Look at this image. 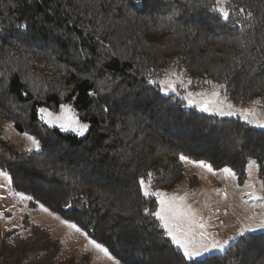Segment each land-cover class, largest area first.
<instances>
[{
    "label": "trees",
    "instance_id": "trees-1",
    "mask_svg": "<svg viewBox=\"0 0 264 264\" xmlns=\"http://www.w3.org/2000/svg\"><path fill=\"white\" fill-rule=\"evenodd\" d=\"M220 1L227 22L204 7L217 0H0V123L10 119L40 143L19 151L0 126V169L12 188L31 196L30 206L87 224L125 264H180L159 222L144 214L156 198L138 191L141 177L152 189L178 186L186 179L180 155L230 167L238 182L253 159L264 192L263 128L201 112L148 83L172 64L220 84L234 103L264 106V0ZM62 104L87 123L84 135L40 119L39 108ZM226 249L204 259L264 264V231ZM59 250L47 228L25 218L3 234L0 264H86Z\"/></svg>",
    "mask_w": 264,
    "mask_h": 264
},
{
    "label": "rangeland",
    "instance_id": "rangeland-1",
    "mask_svg": "<svg viewBox=\"0 0 264 264\" xmlns=\"http://www.w3.org/2000/svg\"><path fill=\"white\" fill-rule=\"evenodd\" d=\"M217 7L227 11L222 1L217 4ZM153 81L157 82L158 88L172 83L176 91H169L167 94H172L183 100L186 106H188V100L185 97L194 101V104H201L204 101L214 102L216 106H222L225 112L230 110L227 106L231 104L233 106L231 111L239 113L241 110H249L255 114L252 117V126L257 127L255 126L257 123L264 124V106L259 105L256 100H251L246 104L234 103L221 90L220 84L194 80L172 64H169L161 74H157ZM189 93H192V95L189 96ZM213 93H217V95L213 96ZM64 107L70 108L75 118L79 120L76 112L69 104H62L56 111L42 108L47 109L55 116L59 115ZM192 107L196 108L195 106ZM39 109L38 115L41 119L42 114ZM44 115L46 118L47 114ZM41 120L45 123V120ZM46 124L61 129L57 124ZM0 126L2 135L12 142L19 151L37 150L28 137L31 136L38 142L39 140L27 132L18 131L12 120L3 119ZM61 130L65 131L64 129ZM183 163L186 179L181 181L178 186L170 190L152 189L146 183V189L149 191H162L168 197L182 198L181 202L190 208L198 219L204 221L207 232L210 236H214L216 241L223 243L225 240H229L230 237H236V234L242 229L249 226L255 227V222L264 218V192L262 182L257 175V164L253 159L248 160L246 179L242 182H238L236 176L232 173L220 171V169L227 166L213 168L214 171L209 172L196 164ZM0 173L7 174L0 175V213H2L0 214V240L6 230L19 228L22 220L27 218L29 221L47 228L50 234L60 241V257L79 259L84 256L86 264H113L112 260H109L102 252L88 244L81 233L61 223V220L65 219L61 215L51 210L49 212L43 211L40 203L30 206L29 200L25 198L28 195L12 188L9 174L2 169H0ZM192 175H196L199 182L197 185L189 186L187 179ZM252 197H255V199ZM44 207L46 206L44 205ZM20 231L25 233L22 228H20ZM260 231L264 230L254 232ZM232 241L234 240H230L229 244ZM228 245H225V248ZM218 252L222 251L215 250L211 254ZM121 264L125 263L121 262Z\"/></svg>",
    "mask_w": 264,
    "mask_h": 264
},
{
    "label": "snow or ice",
    "instance_id": "snow-or-ice-1",
    "mask_svg": "<svg viewBox=\"0 0 264 264\" xmlns=\"http://www.w3.org/2000/svg\"><path fill=\"white\" fill-rule=\"evenodd\" d=\"M220 0H217L219 3ZM208 11L212 13H219L223 18V21L227 22L230 17V13L224 11L218 7H209L207 4L204 5ZM241 12L244 9H240ZM25 33L27 32V24H21L18 26ZM149 84L157 83L155 81H148ZM207 83V82H206ZM159 91L165 95L169 91L175 92L176 89L172 83H168L166 86H161ZM192 93H189L191 96ZM217 93H213V96ZM188 106H195L199 111L204 113H209L210 115L218 114L220 117H233L235 116L238 120H242L245 125H252L254 113L249 110H241L239 113L231 111L232 105L229 104L227 107L230 109L225 112L223 107L216 106L214 102L204 101L201 104H194V101L188 99ZM41 119L45 120V123L57 124L58 127L64 129L65 131H72L77 135H84L85 131L88 129L86 123H81L75 118V115L72 113L70 108L64 107L59 115H53L51 112H48L45 108L39 109ZM107 111V109H105ZM47 114L46 118L44 114ZM255 126L264 128V124L257 123ZM32 140L33 145L38 150L40 144L33 137H28ZM241 148L243 147V138L240 140ZM179 159L183 162L189 164H196L199 167L207 169L209 172H213V166L206 163L203 160L193 161L188 156L180 155ZM224 173H233V170L230 167H224L220 169ZM0 175H7L6 173H0ZM149 179H151L152 174H148ZM138 191L144 196L155 197V203L158 205L154 211H150L151 203L149 202V207H145L144 214L148 217L155 218L152 223L156 225L158 221V227L164 230V234L169 238V242L172 245H175L176 249L179 250V260L180 264H208L207 260L204 257L210 256L211 253L215 250H220L227 252L230 249H226L225 245L229 244L230 240H235L239 236H243L245 232H254L256 230H264V218L255 222V227L249 226L246 229H242L236 234V237H230L229 240H225L223 243L216 241L214 236H210L207 232L206 225L203 220L198 219L196 215L192 212L190 208L184 205L181 201L182 198L178 197H168L162 191H149L146 189V182L143 177L138 181ZM28 200H32L31 196L25 197ZM255 199V197H252ZM41 209L45 212H49L50 209L44 207L43 204L40 205ZM65 207H71V204H66ZM2 214V213H0ZM138 214V213H137ZM59 218V217H57ZM61 223L66 224L69 228L74 229L76 232L81 233L88 244L92 245L95 249H98L102 252L109 260L113 261V264H121L120 260L116 259L109 251V247H105V242H97V239L94 237L93 232L87 231V224H81L79 221H73L69 219H62Z\"/></svg>",
    "mask_w": 264,
    "mask_h": 264
}]
</instances>
